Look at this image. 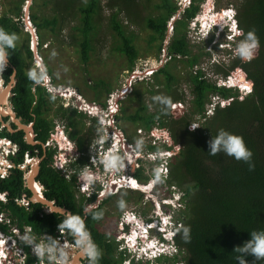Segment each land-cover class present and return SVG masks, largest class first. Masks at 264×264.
<instances>
[{
    "label": "trees",
    "instance_id": "16d2710c",
    "mask_svg": "<svg viewBox=\"0 0 264 264\" xmlns=\"http://www.w3.org/2000/svg\"><path fill=\"white\" fill-rule=\"evenodd\" d=\"M19 1L23 3V0ZM41 1L43 6L50 5L53 12L50 17H39L36 14L29 15V19L37 30L39 41L41 40V32L51 33L52 37H55L61 32L60 29H64L70 23V20H75L77 23L70 27L69 40H73L80 47L78 51L80 61L86 64L92 49L91 42L93 40H90V38L96 35V29L101 25V1ZM17 2L12 4V9H9L0 17V29L9 34H16L20 31L17 26L19 21L12 22L13 18H11V13L16 17L21 15V6L18 7ZM203 2L204 0H190L188 8L177 14L179 7L174 0H159L158 3L152 5L153 11L158 15L141 19L139 0H107L105 6L110 11L107 26H109V30L114 33L118 41L114 49L120 55L126 57L129 68H131L137 59L138 51L133 46V32H127L128 29H124L122 24L118 22L117 18L120 15L127 19L125 20L126 23L127 21H132L133 25L143 23L144 27L151 32L149 43L152 41L158 42V45L155 46L157 53L160 52L161 44L167 35L169 20L175 17L174 23H171V37L173 39L168 47L170 60L175 61V55L180 57L189 56L190 50L185 41L186 36L181 34V28H184L187 23L196 17L200 11V4ZM37 6L40 7V5ZM235 6L237 29L242 33L239 40L243 39V34L250 30L255 31L259 40L260 52L258 55L260 56L258 65L252 68L248 65V62L239 60L242 62V66H236L235 69L237 70L230 73L235 76L236 88L239 91L241 89L239 86L242 85V88L248 92L246 95L252 93L249 96L250 102H238L236 100L224 107V99L231 97L226 91H229V89L220 87L216 83L211 85L202 81L199 76L191 77L188 74L185 77L192 87L191 115H197L200 119L205 118L203 113L209 95H218L223 99V104L214 107L212 116L207 121L200 123L199 130L187 128L190 121L186 123V119L180 124V153L170 165L172 169L169 171L166 181L169 186L173 183L174 186L182 189L183 207L188 206L186 212L184 211L185 213L181 212L182 226L175 236V245L180 254H185L184 261L186 264H236L235 257L239 253L233 251L234 247L241 246L250 239V232L264 230V0H239L238 5L235 4ZM179 15H181L180 18H178ZM23 35L26 39L23 40L22 46L13 48L5 46L9 63L16 70V86L11 101L16 115L25 122L32 123L36 139L43 142L49 134L56 136V133H52L54 124L48 123L43 118L46 111L43 106L46 104V98L51 96L46 94L44 89L34 81L28 79L27 73L31 68L28 66L31 63L32 53L28 48V36ZM76 36L79 37V40H76ZM210 41L209 39L207 43ZM41 45L42 41H40L39 47ZM197 61L198 57L193 56L190 62L187 61V64L190 68H193ZM47 70L49 72L48 68ZM159 73L163 75L164 80H157L162 82L166 91H170L172 86L176 84L171 72L164 67L159 70ZM9 74L10 70L7 71L6 80ZM202 76L206 79L203 72ZM218 76L225 77L223 75ZM249 85H251V91H248ZM93 90L105 93L104 96H109L111 93L110 85L102 80L93 87ZM238 90L236 89V91ZM100 104L104 106V102L101 101ZM166 110H170L169 115L171 113L175 115L184 114L180 102L171 103ZM144 111L145 106L140 107L138 112L125 117V119L131 122H140L145 129H150L155 123L156 116L146 115ZM83 116L82 113H77L72 108L63 109L61 106L55 114L56 118L69 123V126L65 125L64 136H71L70 130L74 128L75 118L80 119ZM220 129L243 137L246 147L253 154L251 159L252 170H249L246 163L236 161L222 152H218L214 156L208 154L210 141ZM3 137L16 139L19 143L20 155L24 151H32V147L22 141L20 133L10 135L2 131L0 132V138ZM148 148L151 151L158 149L156 146L151 145H148ZM79 151H83L80 146ZM31 154L34 153L31 152ZM87 159L88 156H77L78 167L80 168L87 163ZM137 171L138 173L133 178L139 182L146 181L140 175V170ZM42 177L46 181L45 198L57 202L63 199L67 204L66 206L73 210L76 205L74 202L75 187L80 179L72 176L68 182L58 171L51 173L46 168H43L42 175L39 176L38 180ZM22 185L20 173L15 170L14 176L0 184V190L9 192L10 197L16 199L24 190ZM158 188L157 184L155 191ZM91 198L95 199V196ZM5 209L20 225L27 224L39 234H51L54 226L62 222L57 219L56 215L40 217L38 215L39 205H30V214L12 201L6 204ZM80 211L81 208L77 210L79 214ZM88 219H92L90 214ZM183 219L186 221L184 222ZM184 227L189 228L187 241L183 236ZM84 230L89 232L98 247L106 246L108 252L106 253L105 262L121 264V254L117 256L113 245L104 244V235L97 233L94 229L93 232L89 228ZM245 259L248 264H264V260L257 261L251 255H246Z\"/></svg>",
    "mask_w": 264,
    "mask_h": 264
},
{
    "label": "rangeland",
    "instance_id": "374dc122",
    "mask_svg": "<svg viewBox=\"0 0 264 264\" xmlns=\"http://www.w3.org/2000/svg\"><path fill=\"white\" fill-rule=\"evenodd\" d=\"M17 1L19 0H0V16L6 13L9 9H12V4H16ZM100 1L101 25L96 29V35L90 38V40H93V42H91L92 49L89 53V59L86 64H83L80 61L78 53L80 47L74 43L73 40H69L71 35L70 27L77 23L75 20H70V23L64 29H60L61 32H59V34L55 37H52L51 33L41 32L40 41H42V45L40 47L35 46L40 38L39 36H34L37 34L36 31L33 32L35 28L32 21H30L32 25V29H30L26 20L29 19L30 14H36L39 17H50L53 12L51 6H43L41 0H23V3L22 1L17 2V5H19L18 7L21 6V15L20 17H16L11 13V18H13L12 22L19 21L17 26L21 33L20 31H18L19 33H16L17 40L14 41V45L17 47L23 45V40L26 39L23 34L27 32L25 30V27L27 26L32 34V38L28 42V47L32 52L31 63L28 67H31L30 70L39 71V68L42 66L43 68L45 67L46 72L48 71L47 68L49 69V73L47 72V81L41 86H47L49 83L53 88L64 87L72 89L73 91L76 89L83 99H81L82 101H85L86 103H95L96 106H94V110H90L94 111L93 114L99 112L97 106H102L100 104L101 101L104 102V108L106 112L110 109L108 105L110 102L112 103L116 110V117L113 116L112 118H114V120L109 123V125H111V131L114 132L116 136L121 138H125L126 136L128 139H133L135 136H140V142H137V147L141 151V154L139 155L136 152L134 156H132L129 153L127 155L128 162H120V164H118L115 169L110 170L112 172L113 170H124L127 172V174H132L133 171H136V169L141 170L140 175L147 180L154 176L153 172L158 170V167H160L161 164L166 165V170L168 171L172 169L170 165H172L175 157L178 155L173 158L172 156L173 154H177V150H179L181 146V135L179 132V128H181L180 124H182V122H184L186 119V123L190 121L187 125V128L189 127L190 129V124H197L199 127L196 129L199 130L201 126L200 123L207 121L214 113L212 111V113L208 115L209 112L206 114L205 111V114L207 115L206 116L203 113L205 120L198 118L197 115H191L193 95L190 92L191 86L186 82L185 78L190 72L194 73L196 70H200V72L202 71L206 76L207 83L211 85L216 83L220 87L229 89V91H226L228 92L229 96L231 95V97L229 99H224V107L229 105L230 102L236 100L238 102H250L249 96H251L252 93L246 95L248 92H246V89L242 88V85L239 86L241 88L239 91L238 88H236L237 82L235 76L230 74L231 72L237 70L235 69L236 66H242V62L239 61L240 59L234 55V52L230 51L231 47L235 49L236 43L239 41V36L236 35L232 41L231 39L227 41L229 37H226V33H223L220 36L212 35L213 37L211 42L207 43V40L211 38V35H207V38L198 36L199 32L196 28L198 27V29H201V26L198 23L203 18H207L208 23L213 21L214 18L215 22L218 21L215 18V14H221L222 11H229L232 8L236 11L235 4L238 5L239 0H205L199 7L200 12L198 15H196V18H193L190 23H187L184 28H181V34L186 36L185 41L187 42V47L190 50V55L187 57L175 55V61L170 60L171 57L168 52V47L171 45L173 39L171 37L172 24L176 19L175 17L169 20V25L167 24V35L161 44L160 52L157 53L155 46L158 45V42L152 41L149 43L151 39V32L144 27L143 23L140 22L141 24L138 25H133L132 21H127L126 23L125 20L127 19L123 15H120L117 20L122 24L124 29H128L127 32H133V46L138 51L137 59L131 68H129L126 57L124 55H120V53L114 49V46L118 43V41L114 33L109 30V26H107L110 14V11L105 6V2L107 0ZM158 1L159 0H139V15L141 19H144L148 16L156 17L158 15V13L154 12L152 8V5L158 3ZM188 1L189 0H174L176 5H180L181 8L186 7L188 5ZM37 5H40V7ZM178 13L180 14L181 12ZM180 16L181 15H179L178 18H180ZM191 22L193 23L191 24ZM240 36H242V34ZM218 38H224V40L221 41L222 43L230 42L228 47H226L228 51L227 49L221 50L217 44L213 45L215 40ZM76 40H79V37L76 36ZM259 52L260 48L258 47L254 54L255 58L248 62L250 67L254 68L255 65H258L260 56L258 55ZM193 56H197L198 61L195 64V67L193 66V68H190V66L187 64V61L190 62ZM38 64L40 67L37 66ZM164 67H166L167 70L171 72V75L174 78V83L176 82L170 91H166L162 85V82L158 81L159 79H163V75L159 73V70H162ZM146 69L150 70L146 71ZM218 75H223L225 77L221 78ZM100 80L104 81L107 85H110L111 93L109 96H104L105 93H101V91L99 93L98 91L93 90V87L97 85ZM138 80L142 81L139 82ZM236 89L238 91H236ZM131 92L133 93L131 94ZM157 95L169 98L171 103L180 102V104H182V111L184 114L175 115L174 113H171L169 115L170 110H166L168 106L162 105L159 101L153 100V97ZM73 96L77 98L75 94ZM215 96L217 97L216 106L223 104V99L220 96L211 94L207 98L205 108H207L208 104L214 99L213 97ZM107 102L109 104H107ZM61 103L65 105L75 104L74 102L70 101V97H54L51 95V97L46 98V104L43 106L46 109L43 114V118L48 123L54 124L52 130V133L54 134V129L57 128L55 125H61L58 121V118L55 117L57 109ZM3 104H5V100L0 105V107ZM144 106V113L146 115H153V117L156 116L155 123L148 131H146L142 123L131 122L133 123V125H131L125 119V117H128V115H134L136 112H138L140 107L142 108ZM88 111L89 110L87 109H85V111H80L82 115H84L82 118H80L81 130H86L88 125L90 128V121L95 120L94 132L99 134L97 136H106V134L109 133V130L106 129L108 123H101L102 120H105V117H100L97 115V117L94 119L88 118L84 114ZM109 112H112V110L110 109ZM85 122L88 123V125H85ZM9 123L10 121L8 120L6 124ZM64 125L65 124L59 127L63 128ZM155 132L156 135L158 134V136H164L163 138L167 140H165L166 142L163 144V139L159 142V139L155 137L156 141H154V143L156 145L159 144L157 145L158 149L157 151L155 150L150 152L147 148L148 145H154L153 139L151 137L152 134L155 135ZM53 138L56 139V136H53ZM125 146L130 148V145L128 144ZM94 149L95 152L93 154H95V158H93L91 161L92 165L95 163H100L101 158L103 157L101 155L99 145L94 147ZM171 151L173 152L172 154ZM65 154H67V161H71L73 152H68ZM76 154H79V152H76ZM97 154L100 155L98 156ZM136 157L138 158L136 164L131 163ZM139 157L141 159H139ZM170 158H172L171 164L170 160H167ZM154 159H157V164H154ZM109 175H111V173ZM118 175H121V173ZM127 177L128 178L126 179H129L131 178V175ZM108 178L109 176L102 175L100 173V179L109 181L108 183L110 185L113 182L112 180L116 179V176L112 175L111 182ZM149 187L147 186L146 188L149 190ZM174 187L175 191L183 192L182 189L178 188L177 186ZM147 189H144L145 192ZM167 190H170V188L167 186L166 181H161V183L159 182V194L162 195L161 193H165ZM170 192L171 193L169 194L168 199H172V202H163V204H161L162 202H158L152 204L150 202L151 200L148 199L147 194L129 189L119 190L118 193H116V195H114L102 209V216L100 220L102 223H100V231L108 236L109 239L114 240L115 244L117 245L116 238L119 239L118 235L120 229L117 226V223H119V218L123 213L127 211H135L137 213H143L145 216H151L152 211H154L156 212V217L158 214H160V212H162L164 215H172L174 213V209L171 208V206L175 207V199L180 196V193L174 197V191L171 189ZM75 193L78 198L80 196L79 192L75 191ZM156 196L157 193H155L153 201L157 199ZM105 198L106 195L102 197V195L99 193L96 197V200L98 199L97 202H101ZM160 198L161 196L158 199ZM121 203L123 204V208L118 205ZM166 204H171V206H167ZM186 207L188 209V206ZM186 207H182L181 212H184ZM86 209L88 210V208ZM179 210L180 209H178V211ZM181 212L178 214L180 218ZM183 221L185 222L186 220L183 219ZM115 251L118 252V249ZM184 256V253L178 255L177 252L175 255L172 254L168 257H163L158 261L153 260V264H186L184 261Z\"/></svg>",
    "mask_w": 264,
    "mask_h": 264
},
{
    "label": "flooded vegetation",
    "instance_id": "af4514ba",
    "mask_svg": "<svg viewBox=\"0 0 264 264\" xmlns=\"http://www.w3.org/2000/svg\"><path fill=\"white\" fill-rule=\"evenodd\" d=\"M196 65H194L195 67ZM10 70V74L8 75V79H5V76L7 74V71ZM190 76H199L202 81L207 82V80L202 76V72L199 70H196V72L189 73ZM188 84L191 83L186 80ZM16 86V70L9 63L8 56L6 54V67L4 68L3 72H0V91L4 93V95L8 92L9 96L5 100V104H3L0 107V132L5 131L10 135L14 134H21L22 135V141L25 142L27 145L32 147V151L34 154H31L30 151H24L22 155L19 154L20 147L19 143L16 141L15 138L9 139L6 137L0 138V184L10 179L12 176H14L15 170L20 173V178L22 179L23 183V191L20 193L19 198L13 199L10 197L9 192L0 190V234L2 235L0 237V246H9L10 240H12L11 248L14 252L15 249H18L21 251L20 254H23L25 257V264H57V261L61 258L60 253L63 251L66 254V261L65 264H72L77 262V264H90V260L87 257L85 249L88 247V243L95 245L97 252L99 253V256L96 260V264H112L105 262V258H107L106 253L108 250L105 247H98L97 244L94 242L91 235L88 233V241L84 242L83 244L77 246L76 240L79 239L78 234L71 233L70 230L65 229L63 232L60 231L59 225L60 223H57L54 226L53 232L51 234L48 233H42L39 234L35 232L29 225L27 224H19L16 219H14L11 214L6 211L5 206L7 203L12 201L17 206L20 205V207L24 208V211L26 213H31L30 205H39V211L38 215L40 217L42 216H50V215H56L57 219L63 221L66 218V214H75L79 215L84 223V229L89 228L91 232H93V229L97 231V233H100L104 235V241L105 245L111 244L115 248L116 245L114 240L109 239L108 236H106L104 233L100 231V223H102L101 216H102V209L104 205H106L109 201L103 200L101 202H97L96 197L95 199L90 198L89 200H84L83 198H77L76 193L75 194V207L72 209L68 208L66 203L63 199H60L59 202L56 200H48L45 198L44 194L46 192L45 188V180L40 179L38 180L39 176L42 175L43 168H46L47 171L54 173V171H58L59 173H69L73 171V169H76L78 167V162L73 164L72 161H67V154L68 152H73V144H74V151L75 156L82 155L83 153L80 152L77 148L79 146L81 148H84L87 140H88V149L92 148L96 141L99 142L101 137L103 136H97L99 134H96L95 131V123L93 120L90 121V128L88 123L85 122V125H88L86 130H81V120L76 118L74 122V128H72L71 136L67 135L64 137V131L63 136H57L56 139H54L52 136L54 135H48L46 139L41 142L36 139V134H34L33 131V124L30 122H25L21 117L17 116L13 104L11 101V97L13 94V91L15 90ZM4 90H3V89ZM190 92L192 93V87ZM51 96L50 94H48ZM3 95H0V98ZM3 103L2 98L0 99V105ZM64 105V107H63ZM61 107L63 109L65 108H72L76 110L78 113L79 106H70L69 104L65 105L61 103ZM139 107V106H138ZM58 110V109H57ZM89 113H84L88 118L94 119V116L97 114L101 115V113H94V111H88ZM33 116V115H32ZM130 116V115H128ZM6 117V118H4ZM34 117V116H33ZM10 121L9 124H6L7 121ZM65 123V125L69 126V123L65 120H61ZM17 123L20 126L29 128L28 132L23 131L22 129H19L15 123ZM22 124H21V123ZM131 125V121H127ZM54 126V125H53ZM52 126V129H53ZM55 130V129H54ZM82 132V134H81ZM29 135V136H28ZM85 136V137H83ZM140 136H135L133 139H128L125 136V142L124 144L130 145V148H127V152H129L132 156L137 152L139 155L141 154V151L137 147V142H140L139 140ZM29 138L30 143L27 142V139ZM72 138V140H71ZM79 145V146H78ZM37 149V150H36ZM148 151L151 152L149 148H147ZM76 152H79V154H76ZM74 155V154H72ZM85 156V155H84ZM139 159H141L139 157ZM138 158L136 157L131 163L136 164ZM36 162L38 172L34 178V184L32 190L34 193L38 196L36 200H40L41 198L49 203H51L52 207L63 209L66 211V213L61 214L57 212L47 213L49 211L48 206H45L43 204H40L39 202H35L33 200V194L31 190L28 188L27 183L25 182V177L27 178L28 175L32 171V164ZM5 165L8 167H5V171H2V166ZM86 165V163L84 164ZM141 169V168H138ZM137 170V169H136ZM141 171V170H140ZM138 171H134L131 174V177L136 176ZM69 178V177H68ZM70 181V179H69ZM68 181V182H69ZM66 182V181H65ZM37 185V186H36ZM35 188V189H34ZM41 197V198H40ZM40 198V199H39ZM120 206V204H118ZM81 206V207H79ZM81 208L80 214L77 212ZM88 208V210L86 209ZM89 214L92 216V219H88ZM93 220V223H92ZM117 226L119 227V223H117ZM25 237H28L25 239ZM117 243V241H116ZM37 245H43L45 248H52L53 249V255L56 259L49 260L48 255L49 253L45 252V255L43 257H37L35 253V248ZM70 251V253L66 252ZM114 256V255H113Z\"/></svg>",
    "mask_w": 264,
    "mask_h": 264
},
{
    "label": "bare ground",
    "instance_id": "6f19581e",
    "mask_svg": "<svg viewBox=\"0 0 264 264\" xmlns=\"http://www.w3.org/2000/svg\"><path fill=\"white\" fill-rule=\"evenodd\" d=\"M189 5H190V0L188 1V5L184 8H181L180 5H177L179 7L178 12H182L184 9L188 8ZM220 15L221 16H219V14L218 15L215 14V16H216L215 18L217 20H219V19L224 20V24L221 28L226 29L227 32L229 33V36H227V37H229V39L227 41H229L230 39L232 41V39L235 38L234 35H236L231 30L233 21H235L236 27L238 28L237 15L235 13V10L233 8L230 9L229 11L225 10V11H222ZM212 23H214V18H213V21H211L210 23H208L207 18H203L199 21L198 24H200V26H201V29H199V30L201 31L204 38H207V35L211 34V31L213 29ZM28 25H29V28L32 29L31 23ZM29 28L27 26L25 27V30L27 31V32H25V34L28 36V42L32 38V34H31ZM34 31H36V34H37L36 28L33 30V32ZM33 34H35V33H33ZM34 36L38 37V35H34ZM222 40H224V38H222L220 40L217 39L215 41L217 42V45L219 46V48L221 50L227 49L226 47H228L230 42L222 43L221 42ZM39 44H40V41H37L35 46L39 47ZM220 46H222V47H220ZM33 47H34V45H33ZM227 51H228V49H227ZM230 51L234 52V49L231 47ZM37 66L40 67L39 64ZM149 70L150 69H146V71H149ZM44 71H45V74L47 76L49 72L48 73L46 72L45 67H44ZM142 80H138V81L140 82ZM39 86L44 89V92L46 94L53 95L54 97H57V96L70 97V99L77 101L79 103V109H78L79 113H81L80 111H85V109L94 110L93 108H94V106H96L95 103H86L85 101H82L83 99L81 98V96L79 95V93L76 89L73 91L72 89L64 88V87L53 88L51 86V84H49V83L47 84V86H41V85H39ZM74 94L77 98H75L73 96ZM213 98L215 100L213 99L210 101L207 108H205V110H204V115H206L208 112H209L208 115H210L212 113L214 107L216 106V100H217L216 98L217 97L215 96ZM87 104L89 107L87 106ZM107 104H109V103L107 102ZM104 107H105V105L104 106H97L98 111H99L98 113H101L103 115H107ZM108 107H110V109L115 108L111 102L108 105ZM95 110H96V108H95ZM205 111H206V114H205ZM110 116H116V110ZM55 126H57V128L54 130V132L56 133V136H63L62 132L64 131L65 125L63 128H60L58 125H55ZM25 128H26V132H28L29 128H27V127H25ZM155 137H157V139H159V142L162 141V139H163V144L166 142L165 140H167V139L163 138L164 136H158V134L156 135V132H155V136L151 137L153 139V143H154V141H156ZM124 142H125V139L122 138V143H124ZM157 145H159V144H157ZM157 145L154 143L153 146L158 147ZM97 155L99 156L100 154H97ZM127 157H128L127 155L122 156L119 160H117V164H120V162H127V159H128ZM93 158H95V154H93V153L89 154L87 162L89 161V159L91 161ZM71 161L73 164L77 163L78 162L77 156L73 155V157H71ZM85 170H87V172L92 174L95 177V179L92 181L91 184H89L87 190H82L83 184L85 183V181L83 179V174H84ZM158 170H159L160 176H161L160 181L154 182L155 174L157 172V170H155L153 172L154 176L153 177L151 176L152 178H149L143 182L141 181V183H138L139 181L135 180L133 177L126 179V178H128L127 176H129L131 174H129V173L127 174V172L124 170H121V171L113 170V172H112L110 169L105 170V168L91 167L88 165H83L80 168L77 167L76 169H73V171H71L67 174L61 172V174L64 176V178L67 181L72 176L80 179L79 182L77 183V186L75 187V189H76L75 191H78L80 194L79 198L81 197L84 200L85 199L89 200L92 196H98V194L100 193L102 195V197L104 195H106V198L104 200L110 201L112 199V197L114 195H116V193H118L119 190L129 189V190H135L137 192L147 194L148 195L147 197H148V199L151 200L150 202L152 204L158 203V202H162L161 204H163V202H172V199H168L169 194L171 193L170 192L171 189L174 191L173 192L174 197L176 195H178V193H180V196L175 199V207H172L171 204H168V205L166 204L167 206H171V208L174 209V213L172 215L171 214H165L164 215V214H162V212H160V214H158V216L156 217V215H155L156 212H154V211H152L151 216H145L143 213H137L135 211H127L120 216V218H119V228L120 229H119V235H118L119 239L116 238L118 246H116V248H115V250L118 249V252L117 251H115V252H116L117 256H119L121 254V257H122L121 264H153V260L158 261L159 259H161L163 257H168L172 254L175 255V254H177V252L179 253V249L175 245V236L179 233V230L181 229V226H182L181 218L179 217L178 214L181 212V209L184 205L183 204V192L175 191L174 185L169 186L167 183L166 184H167V186H169L170 190H167L165 193H161L162 195L159 194L158 190L155 191L157 184L159 186V182L161 183V181H167L168 176H169L168 170H166V169H158ZM100 173L102 175L109 176L108 179H110V182H111L112 175H115L116 179L112 180L113 182L110 185L108 183L109 181L100 179ZM110 173H111V175H109ZM120 173H121V175H118ZM164 173H166V174H164ZM130 182H132V183H130ZM133 185H135V187H133ZM149 185H151V186L149 187ZM147 186L149 187V190L146 188ZM144 189H147L146 192ZM155 193H157V196H156L157 199L155 201H153V198L155 197ZM159 195L161 196L160 199H158L160 197ZM178 209H180V210L178 211ZM175 223H180L181 226H180V229L174 235L173 234L163 235L160 233V231L162 232V228L165 227V225L175 224ZM133 234H135L134 238L130 240L129 238L133 237ZM1 236L2 235L0 234V237ZM11 243H12V240H10L9 246H3V245L0 246V264H25V257H24L25 255L23 256V254H20L21 251L18 249H15L13 252V250L11 248ZM0 244H2V243L0 242ZM18 251L20 253H18ZM66 252L70 253V251H66ZM136 253H141L142 259H137L135 256ZM72 264H77V262L74 261V263H72Z\"/></svg>",
    "mask_w": 264,
    "mask_h": 264
},
{
    "label": "clouds",
    "instance_id": "9594fccd",
    "mask_svg": "<svg viewBox=\"0 0 264 264\" xmlns=\"http://www.w3.org/2000/svg\"><path fill=\"white\" fill-rule=\"evenodd\" d=\"M201 5L202 3L200 4V6ZM219 16L221 15L219 14ZM26 21L28 24H30L31 20L27 19ZM192 23L193 22H191V24ZM212 24H213V29L210 34L211 35L210 40L213 37L212 35L220 36L223 33H226V37L229 36V33L227 32V30L221 28L224 24L223 19H219L218 21H215ZM196 28H197V31L199 32L198 36L203 37L198 27ZM231 30L239 37L242 34L241 31L237 29L235 21H233L232 23ZM236 35H234V37ZM218 39H222V38H218ZM16 40H17V36L15 33L9 34L5 32L3 29H0V72H3L4 68L6 67V47L8 48L15 47L14 41ZM215 44H217L216 41L215 43H213V45ZM258 47H259V40L255 34V31L250 30L247 33H244L243 39L239 40L236 43V47L234 49V55L237 56L243 62H250L251 60L255 58L254 54H255L256 49H258ZM27 76L29 80H32L36 84H39V85L45 84V82L47 81V76L42 66L39 68V71L29 70L27 73ZM248 91H251V85L248 86ZM8 96H9V93H8ZM8 96L5 98V100L8 98ZM153 100L159 101L162 105H165V106L171 105V100L169 98L163 97L160 95L153 97ZM70 101L75 103L73 105L69 104L70 106H75V105L79 106V103L77 101H74L72 99H70ZM111 110L112 112H109L110 109L107 110L106 112L107 115L97 114L100 117L101 116L105 117V120H102L101 123L103 122L108 123V125L106 126V129L109 130V133H107L106 136L101 137V139L99 140V143L96 141L93 147L91 148V153H94L95 152L94 147H96L97 145L100 146V152H101V155L103 156L101 158L102 163L100 162V163H97V164L95 163L94 165H92L91 163L92 160H91V161H88V164H87L88 166L105 168V170L115 169L116 166L118 165L117 160H119L122 156L129 154V152H127V147L125 146L127 144L122 143V138L119 136H116V134L111 131V125H109V123H111L112 120H114V118H112L113 116H110V115L114 113L115 108H112ZM97 115L94 116V118L97 117ZM58 121L61 124V125L57 124L58 126H62L63 124H65L59 118H58ZM197 127H199L197 124H190V130H195ZM148 130L150 129H146V131ZM152 136H155V135L152 134ZM209 147H210V151L208 152L209 155L214 156L218 152H222L225 155L232 157L236 161H242L246 163L249 167V170H252L253 165L251 163V159H252L253 154H252V151L248 147H246L242 136L233 134L223 129H220L218 130L216 136L213 137L212 140L210 141ZM172 153L173 152L171 151V154ZM179 153H180V148L179 150H177V154H173L172 158L178 155ZM73 154L75 155L74 144H73ZM172 158L167 159V160H170V164H171ZM153 162L154 164H157L156 163L157 159H154ZM158 169H166V165L161 164L160 167H158ZM83 179L85 183L83 184L82 190H87L89 184L92 183L95 177L89 172H87V170H85L83 174ZM160 179H161L160 172L159 170H157L155 174L154 182L160 181ZM133 187H135V185H133ZM120 207L123 208L122 203L120 204ZM180 226H181L180 223L165 225V227L162 228V232L160 231V233L163 235H171V234L174 235L180 229ZM59 228L61 232H63L65 229H68L71 231V233L78 234L79 239H77L75 242L77 246L83 244L89 239L88 233L84 230L83 220L79 215L66 214V218L60 223ZM188 233H189V228L184 227L183 236L185 238V241H187L188 239ZM134 235L135 234H133V237H130L129 239L130 240L133 239ZM249 236H250V239L245 241L241 246H236L233 249V251L239 253V255L235 257L236 264H248V261L245 259L246 255L253 256L255 260L257 261L264 260V230H259V231L254 230L249 233ZM27 238L28 237H25V239ZM34 251L37 257H43L45 255V252H47L49 253L48 255L49 260L56 259L55 256L52 254L53 249L50 247L45 248L43 245H37ZM85 251H86L87 257L90 260V264H96V260L99 256V253L97 252L95 245L89 242L88 247L85 249ZM135 256L137 259H142L141 253H136ZM60 257L61 258L57 261V264H65L67 257L63 251H61Z\"/></svg>",
    "mask_w": 264,
    "mask_h": 264
},
{
    "label": "water",
    "instance_id": "95a60500",
    "mask_svg": "<svg viewBox=\"0 0 264 264\" xmlns=\"http://www.w3.org/2000/svg\"><path fill=\"white\" fill-rule=\"evenodd\" d=\"M4 93L5 92H1L0 91V95H3V96H1L2 97V100L4 101L5 100V98H6V96L8 95V93H6L5 95H4ZM15 123V122H14ZM21 123V122H20ZM16 125H17V127L19 128V129H22L23 131H25L26 132V128L25 127H23V126H20V125H18L17 123H15ZM22 124V123H21ZM27 139V142L28 143H30L31 141H29V138H26ZM38 170V168H37V165H36V162H34L33 164H32V171H31V173L28 175V177L26 178L25 177V182L27 183V186H28V188L31 190V192H32V194H33V200L35 201V202H39L40 204H43V205H45V206H48V209H49V211H48V213H51V212H57V213H61V214H65L66 213V211H64L63 209H59V208H54V207H52V205L49 203V202H47V201H45V200H43L41 197V201L40 200H36L37 199V195L34 193V191L32 190V188H33V185H35L34 184V178H35V176H36V174H37V171ZM37 186V185H36ZM35 189V188H34ZM39 198V199H40Z\"/></svg>",
    "mask_w": 264,
    "mask_h": 264
},
{
    "label": "crops",
    "instance_id": "0c3cea01",
    "mask_svg": "<svg viewBox=\"0 0 264 264\" xmlns=\"http://www.w3.org/2000/svg\"><path fill=\"white\" fill-rule=\"evenodd\" d=\"M76 119V118H75ZM62 120V119H61ZM72 137V136H71ZM89 140V139H88ZM88 140H87V142H86V144H85V146H84V148H83V151H82V155L84 156H89V154H91V149L89 148H87L88 147ZM78 150H79V148H77ZM88 164V162L86 163V165Z\"/></svg>",
    "mask_w": 264,
    "mask_h": 264
},
{
    "label": "built area",
    "instance_id": "2783aa9c",
    "mask_svg": "<svg viewBox=\"0 0 264 264\" xmlns=\"http://www.w3.org/2000/svg\"><path fill=\"white\" fill-rule=\"evenodd\" d=\"M1 166H2V165H1ZM5 167H8V165H7V166L3 165V166H2V171H5ZM0 222H1V219H0ZM18 253H20V252L18 251Z\"/></svg>",
    "mask_w": 264,
    "mask_h": 264
}]
</instances>
